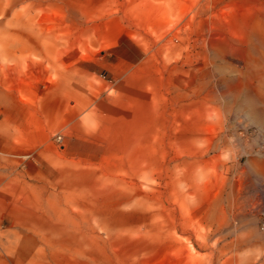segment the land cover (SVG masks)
<instances>
[{
    "label": "rangeland",
    "instance_id": "374dc122",
    "mask_svg": "<svg viewBox=\"0 0 264 264\" xmlns=\"http://www.w3.org/2000/svg\"><path fill=\"white\" fill-rule=\"evenodd\" d=\"M263 211L264 0H0V264H264Z\"/></svg>",
    "mask_w": 264,
    "mask_h": 264
},
{
    "label": "built area",
    "instance_id": "2783aa9c",
    "mask_svg": "<svg viewBox=\"0 0 264 264\" xmlns=\"http://www.w3.org/2000/svg\"><path fill=\"white\" fill-rule=\"evenodd\" d=\"M57 140H61V134H58L57 137H56ZM264 213V211H263Z\"/></svg>",
    "mask_w": 264,
    "mask_h": 264
}]
</instances>
